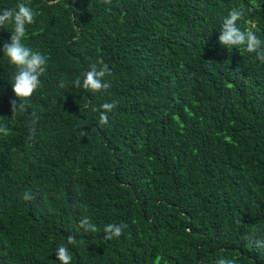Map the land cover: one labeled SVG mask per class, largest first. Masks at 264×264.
<instances>
[{"label":"trees","instance_id":"1","mask_svg":"<svg viewBox=\"0 0 264 264\" xmlns=\"http://www.w3.org/2000/svg\"><path fill=\"white\" fill-rule=\"evenodd\" d=\"M26 2L39 15L23 43L49 59L12 117L16 68L0 51V264H60L61 244L71 264H264V63L218 44L236 7L264 41V0ZM100 60L110 87H73ZM110 223L127 225L119 238H104Z\"/></svg>","mask_w":264,"mask_h":264},{"label":"clouds","instance_id":"2","mask_svg":"<svg viewBox=\"0 0 264 264\" xmlns=\"http://www.w3.org/2000/svg\"><path fill=\"white\" fill-rule=\"evenodd\" d=\"M105 3H110V0H105ZM251 11L252 8L250 7H236L231 9L223 19L219 31L218 44L228 50L243 47L246 52L254 53L256 59L264 63V41H261L254 31H243L238 27V22L243 20L246 14ZM38 15L39 13L26 0H20L13 8L0 10V28L11 26V42L4 43L0 51L3 52L4 57L7 58L9 63L16 68L14 79L11 83L15 96V99L10 101L12 117L27 111L29 100L41 86L40 77L46 71L49 58L39 50H33L23 43L27 26L34 24ZM110 75L111 71L108 65L100 60L97 64H93L82 76H77L72 81V85L75 88H82L85 91L95 94L106 91L110 87L105 82V77ZM59 86L64 88L66 85L64 81H61ZM115 107L116 104L114 102H106L100 106V109L94 107L92 110L99 111V123L101 125H107L109 121L108 113L112 112ZM31 115L32 120L29 125L30 139L35 135V127L40 119L35 111ZM0 134L5 136L9 134V129L6 125H0ZM32 198V194L28 191L23 194L25 201H29ZM79 226L85 232H95L97 230L87 215L81 217ZM126 227L127 225L124 223L107 224L103 229L105 233L104 238L106 240L119 238ZM76 243L77 240L74 235L67 236V245H75ZM257 247H264V240H258ZM55 255L60 264H71L72 255L66 245L61 244L58 246ZM216 264H237V261L235 258H220Z\"/></svg>","mask_w":264,"mask_h":264}]
</instances>
